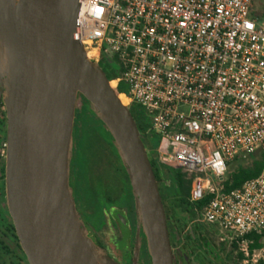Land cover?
Segmentation results:
<instances>
[{
	"label": "built area",
	"instance_id": "2783aa9c",
	"mask_svg": "<svg viewBox=\"0 0 264 264\" xmlns=\"http://www.w3.org/2000/svg\"><path fill=\"white\" fill-rule=\"evenodd\" d=\"M77 34L91 61L117 59L110 86L147 112L155 161L191 177V202L207 198L201 220L240 264H264L247 239L264 233V0H81ZM255 155L259 175L224 192L228 168Z\"/></svg>",
	"mask_w": 264,
	"mask_h": 264
},
{
	"label": "water",
	"instance_id": "95a60500",
	"mask_svg": "<svg viewBox=\"0 0 264 264\" xmlns=\"http://www.w3.org/2000/svg\"><path fill=\"white\" fill-rule=\"evenodd\" d=\"M81 0H0L7 208L29 264H113L88 237L69 182L79 97L128 177L150 264H173L158 182L129 108L79 41Z\"/></svg>",
	"mask_w": 264,
	"mask_h": 264
},
{
	"label": "flooded vegetation",
	"instance_id": "af4514ba",
	"mask_svg": "<svg viewBox=\"0 0 264 264\" xmlns=\"http://www.w3.org/2000/svg\"><path fill=\"white\" fill-rule=\"evenodd\" d=\"M105 72L120 74L113 57ZM106 78L107 75L105 74ZM107 80H111L108 79ZM83 116L75 118L69 182L76 213L88 236L113 264H149L144 238L139 232L137 214L128 179L108 141L100 140L99 120L85 130ZM145 141L146 137L141 133ZM6 113L0 100V264H29L7 208L5 187ZM164 167V166H163ZM156 167L154 173L167 218L173 264H222L220 243L230 241L201 220L186 196L190 176L176 168ZM177 184V185H176ZM235 253L236 264L238 252Z\"/></svg>",
	"mask_w": 264,
	"mask_h": 264
},
{
	"label": "trees",
	"instance_id": "16d2710c",
	"mask_svg": "<svg viewBox=\"0 0 264 264\" xmlns=\"http://www.w3.org/2000/svg\"><path fill=\"white\" fill-rule=\"evenodd\" d=\"M112 58H113V56L112 57H107V56L103 55L101 60H100V62H99L100 68L102 69L104 74L107 75L108 79H112V78H114L116 76V74H115V72L113 70H111V72H110L111 74H109L108 72L106 73L105 69H104V65H108L109 61ZM123 88H124L123 85H119L118 89H116V92L119 93L121 91H124ZM78 100H79V103L81 104L82 107H81V110H77V108H76L75 118L76 117L79 118V117L83 116V113L88 111L86 101L82 97H79ZM129 112H130L133 120L136 123L138 131L143 133L144 136L146 137L145 141L141 137L144 146L145 147L147 146L148 148L153 150L154 146L151 143V138H153L155 135L152 134V133H148V131L150 130V118H149L147 112L144 109H142L140 106L135 105V104H132L129 107ZM154 150L156 151L157 148L154 149ZM150 163H151V167H152L153 173H154L155 166L156 167H163L162 165L158 164L155 161V156H153V158L150 160ZM232 165H233V169L228 171V173L226 175V178H225V180L223 182V191L224 192H230V191H234L236 189H239L244 182L257 177L259 175L262 167H263V159H262V157L260 155H255L251 159L249 164L246 165V166L242 165L241 163H238L236 161ZM124 173H125V170H124ZM125 175H126V173H125ZM154 176H155V179H156L155 173H154ZM126 177H127V175H126ZM127 179H128V177H127ZM156 181H157V179H156ZM128 182H129V180H128ZM129 186H130V184H129ZM191 189H192V181H191V179H189L186 182V196H187V198L190 197ZM206 202H207V198H205L204 200H202L200 202L192 204V207L195 208L197 214H200V212H201L202 208L204 207V205L206 204ZM166 220H167V218H166ZM167 229H168V224H167ZM168 233H169V231H168ZM169 238H170V236H169ZM247 239L252 241V243L250 244V248L251 249L259 248V247L262 246V242L264 240V233L259 234V235L251 234V235L247 236ZM144 243H145V241H144ZM145 246H146V244H145ZM231 247H232V250H236L237 249V243L235 241H233L232 244H231ZM146 253H147V249H146ZM147 257H148V253H147ZM237 260H238V262L241 261L240 254L237 255ZM148 261H149V264H150L149 257H148Z\"/></svg>",
	"mask_w": 264,
	"mask_h": 264
},
{
	"label": "rangeland",
	"instance_id": "374dc122",
	"mask_svg": "<svg viewBox=\"0 0 264 264\" xmlns=\"http://www.w3.org/2000/svg\"><path fill=\"white\" fill-rule=\"evenodd\" d=\"M120 66V65H119ZM81 104L79 103V100H77V104H76V108H77V110H81ZM83 117L84 118H86L85 120H86V122H85V130L87 129H89V130H91L92 129V122L94 121V120H97L98 121V119L93 115V114H91V113H89V111H86V112H84L83 113ZM99 123H100V121H99ZM93 130V129H92ZM98 131H97V135H98V137L100 138V140H102V141H104V142H107V140H106V138L104 137V134H103V131H102V129L101 128H98L97 129ZM159 142H160V138H159V136H157V135H155L153 138H151V143L153 144V146H154V149H156L157 147H158V145H159ZM146 148V151H147V154H148V157H149V159L151 160L152 158H153V156H155L156 155V151L153 149H150V148H148L147 146L145 147ZM242 165H248L249 164V162H243V163H241ZM233 169V165H231L229 168H228V170L230 171V170H232ZM190 179H191V177H190ZM192 181V180H191ZM211 228L215 231V232H219V229L217 228V227H215V226H213V225H211ZM89 237V236H88ZM90 238V237H89ZM91 239V238H90ZM92 240V239H91ZM213 242H214V244L215 245H217L218 246V248H219V246H222L221 247V263L222 264H236V258H235V253H233V252H238V248L236 249V250H232V247H231V245L227 242V241H225V242H223V244H221L220 243V237H216V236H214V235H212V239H211ZM264 244V240H263V242H262V245Z\"/></svg>",
	"mask_w": 264,
	"mask_h": 264
}]
</instances>
